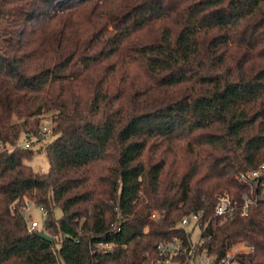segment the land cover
Listing matches in <instances>:
<instances>
[{
    "label": "trees",
    "instance_id": "16d2710c",
    "mask_svg": "<svg viewBox=\"0 0 264 264\" xmlns=\"http://www.w3.org/2000/svg\"><path fill=\"white\" fill-rule=\"evenodd\" d=\"M0 144V264H154L195 212L210 255L264 264V174L238 180L264 163V0H0Z\"/></svg>",
    "mask_w": 264,
    "mask_h": 264
},
{
    "label": "built area",
    "instance_id": "2783aa9c",
    "mask_svg": "<svg viewBox=\"0 0 264 264\" xmlns=\"http://www.w3.org/2000/svg\"><path fill=\"white\" fill-rule=\"evenodd\" d=\"M2 146V144H0ZM22 147L28 148L31 146V142L27 141L21 144ZM264 174V163L260 168L253 172L241 173L238 177L240 182H255L257 179L260 180ZM258 183V181H257ZM246 205L245 208L252 203L249 197L244 196ZM31 201L25 199V206L22 207V211L25 215L26 220L29 223L28 229L30 232L38 230V224L36 222H31L30 215H27L29 212V204ZM232 202L231 198L228 195H223L219 198V201L216 205V215L224 216L231 211ZM43 215L46 216L47 211L40 207ZM203 212L191 213L183 217L179 221V225L191 230L194 227L193 232V243L187 247L185 240L180 236H174L171 239H163L157 243V252L158 256L154 264H233V255L237 251H247L250 247L246 243H234L230 246V250L227 255L217 258L209 254L208 249L204 246L205 238L203 233L205 227L199 225L198 220ZM156 212L152 214V219H155ZM31 222V223H30ZM198 228L199 233L195 235V230ZM100 247H103L105 251L112 249L113 244H100Z\"/></svg>",
    "mask_w": 264,
    "mask_h": 264
},
{
    "label": "rangeland",
    "instance_id": "374dc122",
    "mask_svg": "<svg viewBox=\"0 0 264 264\" xmlns=\"http://www.w3.org/2000/svg\"><path fill=\"white\" fill-rule=\"evenodd\" d=\"M51 121L46 120L43 126V134L40 139L34 137L31 139L32 147L35 149L34 156L27 161L29 165H31L36 171L39 172H47L49 170V161L45 152V147L48 143H50L55 137L51 132ZM27 140L25 135L22 136L21 141L24 142ZM28 201H31L30 198H27ZM27 215H30L31 222H36L38 224V230L43 231L45 216L41 208L36 205L33 201L29 204V212ZM63 215L62 210L57 208L55 210L56 218H61ZM30 222V223H31ZM46 232V231H45ZM47 233V232H46ZM199 233L198 228L195 230V235Z\"/></svg>",
    "mask_w": 264,
    "mask_h": 264
},
{
    "label": "water",
    "instance_id": "95a60500",
    "mask_svg": "<svg viewBox=\"0 0 264 264\" xmlns=\"http://www.w3.org/2000/svg\"><path fill=\"white\" fill-rule=\"evenodd\" d=\"M37 234L39 237H41L42 239H45L49 242H52L54 240V238L51 235H49L48 233H46L45 231H39ZM87 264H89V262Z\"/></svg>",
    "mask_w": 264,
    "mask_h": 264
}]
</instances>
